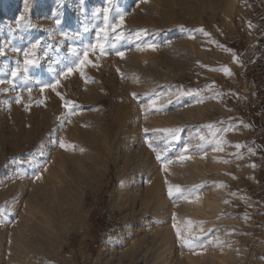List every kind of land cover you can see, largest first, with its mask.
<instances>
[{"label":"rangeland","instance_id":"374dc122","mask_svg":"<svg viewBox=\"0 0 264 264\" xmlns=\"http://www.w3.org/2000/svg\"><path fill=\"white\" fill-rule=\"evenodd\" d=\"M10 220L0 264H264V0H0Z\"/></svg>","mask_w":264,"mask_h":264},{"label":"bare ground","instance_id":"6f19581e","mask_svg":"<svg viewBox=\"0 0 264 264\" xmlns=\"http://www.w3.org/2000/svg\"><path fill=\"white\" fill-rule=\"evenodd\" d=\"M175 129V128H174ZM203 145V144H202ZM186 168V167H185ZM185 168H183L182 170H187V169H185ZM185 172V174H186V172H188L189 173V171H183V173ZM182 173V172H181ZM188 176V175H187ZM12 180V179H11ZM10 180V181H11ZM137 182H138V184H140L139 182L141 181V179H138V180H136ZM180 181V180H179ZM184 182H185V180H184ZM9 181L7 182V186L9 185ZM11 184V183H10ZM14 184V183H13ZM15 185H16V183H15ZM14 185V186H15ZM134 185V183L132 182V180H130V181H127L126 183H125V185H124V188H129L130 190L132 189V187L131 186H133ZM137 186V185H136ZM9 188H10V190H12V187L13 186H11V185H9L8 186ZM16 187V186H15ZM131 187V188H130ZM123 188V187H122ZM153 188H155V186L154 187H152V191L151 192H153ZM140 193V192H139ZM148 193V195L147 196H149V193H150V191L149 192H147ZM134 194V193H133ZM152 194H155V193H151L150 194V197L149 198H146V197H144L145 199L144 200H146V199H150L151 198V195ZM145 195V194H144ZM7 196H8V198H9V203L7 204L6 203V206H7V208H8V212H14L15 210H16V208H15V206L16 205H14V203H15V201H16V196L14 197V193L13 194H11V193H8L7 194ZM153 197H154V195H152ZM155 196H156V194H155ZM158 196H159V194H158ZM137 197H138V195H137ZM69 198V197H68ZM67 198V199H68ZM131 198V197H130ZM133 198H135V197H133ZM141 198H143V197H141ZM66 199V198H65ZM71 199H72V197H71ZM70 199V200H71ZM153 199V198H152ZM142 201H144L143 199H141ZM72 201V200H71ZM71 201H69V202H71ZM67 202V201H66ZM70 204V203H69ZM72 205H73V203H72ZM69 207V206H68ZM163 207H166V205L165 206H163ZM167 208H168V206H167ZM65 209V208H64ZM164 209L162 208V210L161 211H163ZM64 211V210H63ZM168 211V210H167ZM185 212V211H184ZM188 212V211H187ZM59 213V212H58ZM166 211H163V212H159V214L157 215V217H155V218H157L156 219V222H157V220L160 222V221H162V220H164L165 218H166ZM187 215V214H186ZM55 216H56V214H55ZM188 216V215H187ZM9 217V216H8ZM8 217H6V219H5V221L4 222H6V220H8L9 218ZM50 220H52L51 218H50ZM53 221H55V220H53ZM56 221H57V219H56ZM10 222H12V224H13V221L12 220H10L9 221V224H7L8 225V230H6V236H5V238L3 237L5 234L4 233H2L3 232V230H1V232H0V250H1V248H2V246H3V243H4V241L6 240V243L7 242H10L11 240H12V237L13 236H15L14 235V231H13V227H14V225H13V227L11 228L10 227ZM58 222V221H57ZM152 221H150V223H151ZM5 225H6V223H5ZM159 228V227H158ZM33 230V229H32ZM56 230V229H55ZM159 230V229H158ZM168 231V230H167ZM32 232V231H31ZM164 232V231H163ZM167 233V232H166ZM196 233V232H195ZM164 234V233H163ZM162 234V235H163ZM191 234V233H190ZM30 237V236H29ZM24 238V237H23ZM196 238V237H195ZM11 243V242H10ZM13 243V242H12ZM12 247V246H11ZM23 247L24 248H28L29 246H28V244L27 243H23ZM171 248H172V246L170 247V245H167L165 248H164V250H163V255H165V254H167V253H169L170 251H172L171 250ZM5 249V248H4ZM13 249V248H12ZM10 250V249H9ZM161 255V254H160ZM12 256V255H11ZM166 257V256H165ZM165 257H163V258H165ZM6 259V258H5ZM15 259V258H14ZM2 260H3V258L2 257H0V262H2ZM26 260V259H25ZM165 260V259H164ZM164 260H163V262H164Z\"/></svg>","mask_w":264,"mask_h":264},{"label":"snow or ice","instance_id":"6c2138e0","mask_svg":"<svg viewBox=\"0 0 264 264\" xmlns=\"http://www.w3.org/2000/svg\"><path fill=\"white\" fill-rule=\"evenodd\" d=\"M109 2H110V0H109ZM142 2H145V3H146V2H148V0H142ZM104 12H105V20L107 21V12H108V9H104ZM120 19H121V21H123V16H121ZM200 31H203V29H200ZM205 34H207V33H205ZM36 47H37V45H35V44L32 45V48H33V49L36 48ZM90 47L93 48V49L99 47V48H101V52H103V47H102V45L95 44V45H90ZM117 54L120 55V56H123V53H117ZM24 55H25V64H26V65H28V64H32L33 61L30 60V59L28 58V57L31 55V52H30V51H26V52L24 53ZM84 55H85V59H86V58H87V52H85ZM84 62H85L84 60H81L80 63L83 64ZM220 70H222L226 75H231V72H230V70H229L228 68H223V69H220ZM72 71H73V69H72V68H69V69H68V72H67L65 75L70 74ZM15 75H16V73H13V76H15ZM17 102L19 103V98L17 99ZM145 131L147 132L148 130L145 129ZM161 131H167V130H161ZM60 146L63 148V147H65V144L61 141ZM236 147L239 148L240 145H236ZM81 151H83V149H81ZM185 151H187V149H186ZM183 158H184V157H181V159H183ZM157 159H160V155H159V154L157 155ZM37 178L39 179V177H37ZM175 191H176V192H179V191H180L179 186L176 187ZM169 195H170V196L173 195V189H172L171 187L169 188ZM189 223H190V222H189ZM177 236L180 237V232H179V230H177ZM181 239H182V237H181ZM183 243H184L186 246H189V247L192 246V245H191V242H190L189 240H183Z\"/></svg>","mask_w":264,"mask_h":264}]
</instances>
